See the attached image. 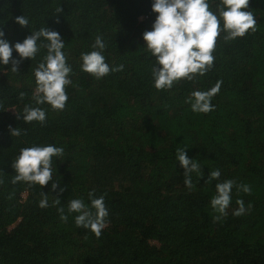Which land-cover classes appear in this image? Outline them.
<instances>
[{
	"label": "trees",
	"instance_id": "1",
	"mask_svg": "<svg viewBox=\"0 0 264 264\" xmlns=\"http://www.w3.org/2000/svg\"><path fill=\"white\" fill-rule=\"evenodd\" d=\"M152 2L0 0V30L10 45L45 26L60 34L72 68L65 108L38 105L46 111L41 124L23 121L22 109L37 106L31 99L33 70L46 49L33 60L24 58L19 73L11 64L0 65V104L6 110L0 111V264H264V0H249L242 9L253 11L255 32L229 41L222 32L213 67L164 90L154 87L155 60L142 36L156 17ZM208 2L216 12L220 0ZM19 16L29 25L17 24ZM97 35L106 45L105 62L123 65L99 80L81 70V53L94 50ZM13 58L20 59L15 51ZM217 81L222 86L211 100L214 110L193 112L185 100ZM9 127L21 135L11 136ZM48 144L64 149L53 158V179L43 187L13 184L11 165L20 149ZM179 147L201 164L203 175L191 174V190L176 159ZM215 169L219 180L207 182ZM227 179L252 191L234 186L227 216L214 221L210 200L215 185ZM93 190L95 197L104 196L109 211L99 238L76 226L78 213L67 212L72 199L90 205ZM41 191L49 195L47 208L38 206ZM55 198L59 205H53ZM237 199L246 208L251 204L250 211L233 215ZM58 207H64L67 222Z\"/></svg>",
	"mask_w": 264,
	"mask_h": 264
},
{
	"label": "clouds",
	"instance_id": "2",
	"mask_svg": "<svg viewBox=\"0 0 264 264\" xmlns=\"http://www.w3.org/2000/svg\"><path fill=\"white\" fill-rule=\"evenodd\" d=\"M249 0H220L217 4V11L213 12L208 0H153L151 10L156 13L155 20L150 31H145L143 36L144 46L154 58L151 74L154 87L157 90L171 89L174 83L180 80H193L196 75L206 74L214 64L213 52L216 47L217 38L222 32L225 41L243 37L249 30H257V22L252 10L248 9ZM60 7L56 13H60ZM222 21V24H221ZM15 22L20 26L29 25V20L25 16L15 18ZM4 32L0 30V65L11 64V71L18 72V65L24 58L35 59L41 48L46 49V55L33 70L35 78V89L31 99L35 105L25 104L22 109L23 121L31 123L33 121L43 124L46 121V111L38 105L48 104L53 110H63L68 100L66 88L72 83L70 75L72 68L67 63V57L62 51L65 44L57 31L42 27L39 30L31 31L22 42L10 45L4 39ZM43 38L47 43H38ZM106 45L102 36L97 35L92 45L94 50L81 53V70L91 74L97 80L107 76L110 72L122 71L123 65L110 67L105 62L102 54ZM15 51L20 59L13 58ZM222 81H217L209 90H196L190 94L185 103L190 104L193 112L208 113L214 110L211 103L213 96L219 93ZM25 93L21 92L19 98L22 100ZM3 105L0 104V111ZM17 113V119H20ZM11 136H20L19 128L9 127ZM187 147L176 149V159L184 169V185L190 190L194 187L191 174L203 175L201 164L194 159H189L186 154ZM64 149L52 144L33 145L20 149L19 155L12 162V168L16 174L12 183L27 182L29 186L38 184L40 187L46 186L53 179L54 157L63 156ZM221 172L215 169L210 172L207 182L219 180ZM0 179V184H3ZM59 179L52 183V189L58 187ZM236 187L238 191L251 194V186L247 184H236V181L227 179L215 185L216 194L210 200V207L216 215L214 221H219L227 216V209L232 202V189ZM64 191L63 188L60 189ZM12 198V194L9 195ZM49 195L41 191L40 208L49 207ZM89 204L80 199H72L68 202L67 212L78 213L75 216L77 227L90 230L95 237L99 238L102 230L106 227L109 211L104 203V196L98 198L94 195V190L88 193ZM60 201L54 199L53 205H59ZM237 209L233 212L235 216L244 215L250 211L251 204L245 207L242 199H237ZM93 209L95 211H93ZM60 219L67 222L68 215L65 214L64 207L57 208Z\"/></svg>",
	"mask_w": 264,
	"mask_h": 264
}]
</instances>
